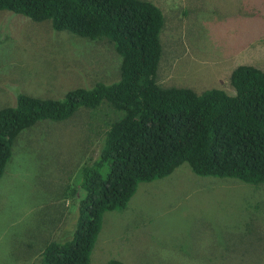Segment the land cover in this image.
<instances>
[{
  "label": "rangeland",
  "instance_id": "rangeland-1",
  "mask_svg": "<svg viewBox=\"0 0 264 264\" xmlns=\"http://www.w3.org/2000/svg\"><path fill=\"white\" fill-rule=\"evenodd\" d=\"M147 1L164 18L162 87L233 94L229 78L237 66L264 71V0ZM119 66L105 39L56 32L48 21L0 11V109L14 106L17 94L62 99L75 88L116 82ZM106 105L38 122L18 135L0 179V264H41L48 243L71 240L85 194L81 170L97 159L105 124L117 116ZM111 259L264 264V184L201 177L187 164L139 183L123 210L103 214L90 264Z\"/></svg>",
  "mask_w": 264,
  "mask_h": 264
},
{
  "label": "trees",
  "instance_id": "trees-1",
  "mask_svg": "<svg viewBox=\"0 0 264 264\" xmlns=\"http://www.w3.org/2000/svg\"><path fill=\"white\" fill-rule=\"evenodd\" d=\"M2 10L48 21L56 32L105 39L120 57L116 82L75 88L62 99L17 94L14 106L0 109V179L23 130L41 121H64L80 108L96 109L104 102L117 115L105 124L99 156L81 170L85 194L71 240L48 243L41 264H90L103 214L123 210L139 183L167 177L182 164L201 177L264 184L263 70L233 69V94L162 87L157 69L164 18L147 0H0Z\"/></svg>",
  "mask_w": 264,
  "mask_h": 264
}]
</instances>
